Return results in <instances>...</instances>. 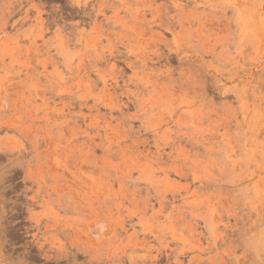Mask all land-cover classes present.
Returning a JSON list of instances; mask_svg holds the SVG:
<instances>
[{
	"label": "rangeland",
	"instance_id": "1",
	"mask_svg": "<svg viewBox=\"0 0 264 264\" xmlns=\"http://www.w3.org/2000/svg\"><path fill=\"white\" fill-rule=\"evenodd\" d=\"M0 264H264V0H0Z\"/></svg>",
	"mask_w": 264,
	"mask_h": 264
}]
</instances>
